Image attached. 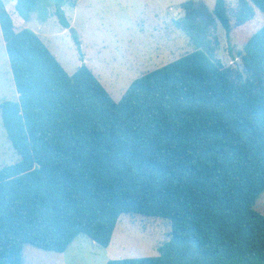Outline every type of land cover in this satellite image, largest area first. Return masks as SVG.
I'll return each mask as SVG.
<instances>
[{
	"label": "trees",
	"instance_id": "16d2710c",
	"mask_svg": "<svg viewBox=\"0 0 264 264\" xmlns=\"http://www.w3.org/2000/svg\"><path fill=\"white\" fill-rule=\"evenodd\" d=\"M70 28L63 7L50 0ZM40 0H0V27L18 100L1 116L19 162L0 169V264L23 246L64 253L80 235L110 244L120 216L168 219L153 258L108 264H264V26L243 42V72L216 58L226 0L185 1L177 26L195 50L134 80L115 101L93 71L69 75L29 28ZM264 14L240 0L237 26Z\"/></svg>",
	"mask_w": 264,
	"mask_h": 264
},
{
	"label": "rangeland",
	"instance_id": "374dc122",
	"mask_svg": "<svg viewBox=\"0 0 264 264\" xmlns=\"http://www.w3.org/2000/svg\"><path fill=\"white\" fill-rule=\"evenodd\" d=\"M3 1V0H2ZM63 7L70 28L55 15V4L40 0L28 16L29 28L47 45L69 75L86 65L115 101L131 83L195 50L189 36L177 26L185 15L181 4L189 0H75ZM214 9L216 0H195ZM240 0H226L234 31L227 35L220 24L213 32L218 41L217 60L226 68L243 72V42L264 26V14L237 26L234 10ZM4 2V1H3ZM6 5V4H5ZM18 100L6 44L0 27V105ZM21 159L8 139L0 109V169ZM264 215V193L254 205ZM168 219L141 214L120 216L110 244L103 247L80 235L64 253L23 246L22 264H108L113 260L158 257L169 240Z\"/></svg>",
	"mask_w": 264,
	"mask_h": 264
},
{
	"label": "crops",
	"instance_id": "0c3cea01",
	"mask_svg": "<svg viewBox=\"0 0 264 264\" xmlns=\"http://www.w3.org/2000/svg\"><path fill=\"white\" fill-rule=\"evenodd\" d=\"M3 1H4V3H5L6 5H9V4L13 3L14 0H3ZM77 238H78V237H77ZM77 238H76V239H77ZM76 239H75V240H76ZM75 240H74V242H75ZM74 242H73V243H74ZM73 243H72V244H73ZM72 244H71V245H72ZM71 245H70V246H71Z\"/></svg>",
	"mask_w": 264,
	"mask_h": 264
}]
</instances>
